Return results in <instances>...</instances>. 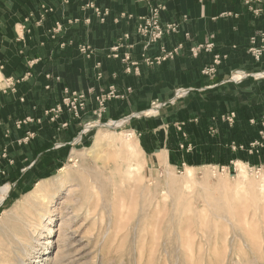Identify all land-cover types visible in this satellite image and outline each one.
<instances>
[{
	"label": "crops",
	"instance_id": "obj_1",
	"mask_svg": "<svg viewBox=\"0 0 264 264\" xmlns=\"http://www.w3.org/2000/svg\"><path fill=\"white\" fill-rule=\"evenodd\" d=\"M158 4L162 27L175 24L179 30H166L160 42L148 45L138 26ZM42 5L50 11L44 18L37 12ZM91 6L110 12L105 22ZM263 33L264 13L256 17L242 0H0V63L5 79L16 82V91L0 89V153L6 149L9 156L5 181L20 186L55 169L70 147L85 142L86 124L98 127L121 117L155 163L170 162L172 151L182 150L179 132L173 148L167 146L168 130L175 133L182 124L191 137L186 144L194 148L182 150L188 157H199L203 149L211 160L226 155L219 139L201 140L202 127L208 116L216 122L219 112L264 108V57L257 62L249 53L250 38ZM208 43L214 48L193 54ZM84 45L90 54L82 53ZM162 46L178 51L158 63ZM216 56L222 62L217 72L204 75ZM111 86L122 97L108 101L98 117L95 98ZM66 87L87 95L79 119L68 111L57 118L46 114L61 103ZM184 88L188 94L179 101Z\"/></svg>",
	"mask_w": 264,
	"mask_h": 264
},
{
	"label": "rangeland",
	"instance_id": "obj_2",
	"mask_svg": "<svg viewBox=\"0 0 264 264\" xmlns=\"http://www.w3.org/2000/svg\"><path fill=\"white\" fill-rule=\"evenodd\" d=\"M45 11L44 5L37 10L42 18L50 12ZM0 71V89L7 88L1 63ZM182 92L179 101L186 99ZM125 120L112 121H124L118 128L89 127L64 164L20 186L5 181L4 167L0 190L10 187V196L0 204V242L19 216L34 232L35 249L26 264H264L263 135L241 151L231 148L237 154L232 161L229 151L219 156L220 165L204 149L196 158L174 149L170 162L155 163ZM202 129L207 142L214 134ZM110 131L121 134L93 149L98 135ZM176 132L182 131L168 130V149ZM122 137L138 141L143 166L128 160ZM38 184L47 199L20 205Z\"/></svg>",
	"mask_w": 264,
	"mask_h": 264
},
{
	"label": "built area",
	"instance_id": "obj_3",
	"mask_svg": "<svg viewBox=\"0 0 264 264\" xmlns=\"http://www.w3.org/2000/svg\"><path fill=\"white\" fill-rule=\"evenodd\" d=\"M67 1V0H66ZM140 2L146 3L149 2L150 0H138ZM244 5H246V7L248 9H250V11L256 16H260L264 13V6L262 4L261 0H242ZM254 5H256L257 7H254ZM91 8H93L94 13H96V15L98 17H100L101 22H105L106 18L110 15V12L107 9H100L97 8L95 6H91ZM163 10V4H158L155 5L152 8V12L151 15H149L148 17H146L145 21L143 24L138 26V33L144 37L146 39V41H148V45H153V44H157L158 42H160L162 40V38L165 36V31L168 30H173V31H177L179 30L178 26L175 24H170L168 26H166L165 28L162 27L161 25V13ZM87 22H89V20H86ZM75 22H78V20H76ZM61 28V27H58ZM125 39L129 40L130 36L129 34L125 35ZM250 44H252V47L249 49V53L253 56V58L255 59V61L259 62V60L262 59V57H264V33L261 34V36H252L250 38ZM81 51L82 53H86V54H90L91 48L89 46L84 45L83 47H81ZM205 49V50H211L214 48L213 43H208L206 44V47L204 46H200V48H195L192 49V52L194 55L198 54V51H200L201 49ZM118 51V49L116 50ZM178 49H173L171 51L167 50V48L165 46L161 47V52L162 55L159 56L158 58H155L156 62L160 63V62H164L166 60H171L175 57L176 53H177ZM125 61L129 60V55L127 54L125 56ZM214 62V66L212 67H206V69L203 71L204 75H213L217 72V66L221 65V57L220 56H216L213 60ZM102 74H99V77L101 78ZM51 75L48 74V76H46V79H50ZM59 80V79H57ZM8 87L6 88V90H12V91H16V82L15 80L12 79H8L7 81ZM50 88V87H49ZM48 88V89H49ZM188 94V91H183L180 96H185ZM63 99L61 100V103H59L58 105L50 108L46 114L49 116H51L52 118H57L59 115L63 114L64 112L68 111L74 118L79 119L82 112H84V110L86 109L87 106V95L86 93H81V92H77V91H73L71 90L69 87H66V89H64L63 91ZM121 94L118 93L116 86H111L109 88V91L107 93H103L100 96H97L95 98V101L98 103L99 108H98V113H96L98 115V117H101L102 112L105 110L106 108V104L108 103V101H110L111 99H119L121 98ZM236 119V115L234 113H231L230 115H227L224 117V121L227 122L230 126H232L235 122ZM126 122H128L129 120L126 119ZM28 121H18L17 125L21 126L23 124H26ZM110 123V122H109ZM108 123V124H109ZM115 123V122H113ZM252 123H254V121H252ZM263 125H264V121H263ZM102 126H107V124H103L99 125L98 127H102ZM92 127L95 128V125L92 124H86L85 128L83 130V133L85 134L86 131H88V128ZM182 125H179L177 127L178 131H182ZM211 133L214 134V130L212 128H210ZM261 134L264 137V132H261ZM28 137L25 140H28ZM184 137H186V134H184ZM255 145H259V143H255L252 144V146ZM233 150H237V146L235 144H231L230 146ZM180 148L182 150L186 151H190L192 149V145H188L187 147L184 144L180 145ZM240 150H243L242 147L239 148ZM8 156H7V150L4 149L1 153H0V175L5 176V168L3 166V162L4 160H7ZM11 164H13L11 162Z\"/></svg>",
	"mask_w": 264,
	"mask_h": 264
},
{
	"label": "bare ground",
	"instance_id": "obj_4",
	"mask_svg": "<svg viewBox=\"0 0 264 264\" xmlns=\"http://www.w3.org/2000/svg\"><path fill=\"white\" fill-rule=\"evenodd\" d=\"M0 76L3 77V74L1 73V71H0ZM123 124L124 122L122 121L120 123L110 122L107 125V127L118 128L122 126ZM120 134L113 133L111 131L110 133L109 132H106L103 134L101 133L96 138L95 143L92 146V148L95 149V148H103V146H109V141L116 137H119ZM121 139L124 140V143H122L123 147L130 154V157L128 158V160L132 163H136L137 165L143 166L145 163H144V156L142 153L144 152H142V149L138 141L137 140L126 141L124 137H122ZM92 148L89 149V152H93V150H91ZM238 164H241V163H238ZM167 166L171 167L169 164H167ZM186 169H187L188 175H192V168L186 167ZM42 187H43L42 184H38L35 188L34 193L29 196L24 197L21 201H19V204L24 205L27 202H30L33 198L35 200L45 201L49 193H47L46 190H43ZM9 188L10 187L8 186H4L1 188L0 203L4 202L6 198L8 197V195L10 196ZM59 189L60 188H58L57 191H59ZM32 229H33V226H31L30 221L23 220L22 218H19V216L15 218V222L13 223V229L9 228L10 234L9 235L4 234L5 238L3 242H0V264H26V261H24V259L30 258V256L34 253V249H35L33 238H32V234L34 232Z\"/></svg>",
	"mask_w": 264,
	"mask_h": 264
},
{
	"label": "trees",
	"instance_id": "obj_5",
	"mask_svg": "<svg viewBox=\"0 0 264 264\" xmlns=\"http://www.w3.org/2000/svg\"><path fill=\"white\" fill-rule=\"evenodd\" d=\"M263 109L264 108H256L252 111L249 106L244 105L235 110L231 109L227 111L225 115H230L231 113L236 115L235 122L232 126L222 120V117L225 115L219 112L217 114L218 117L216 116V122H212L208 116L205 119V124L203 126H206L207 128L210 127L214 130V135H212V138L219 139L222 146L230 152L232 158L237 154L231 150V144H235L237 146V150L241 151L239 149L240 147H247L250 143L261 139L260 129L262 127V120L260 121L259 116L264 112ZM252 121H254V123H252ZM179 134L181 139L185 141L183 144L187 147L189 144H186L188 143L186 141L191 137L189 136L188 132L184 130V126L182 127V132H179ZM184 134H187V139L184 138ZM262 151L264 155V147ZM218 158L219 157L217 155L212 159V161H215V164L218 163L217 165H220ZM232 160H234V158H232L231 161Z\"/></svg>",
	"mask_w": 264,
	"mask_h": 264
},
{
	"label": "water",
	"instance_id": "obj_6",
	"mask_svg": "<svg viewBox=\"0 0 264 264\" xmlns=\"http://www.w3.org/2000/svg\"><path fill=\"white\" fill-rule=\"evenodd\" d=\"M1 204V203H0Z\"/></svg>",
	"mask_w": 264,
	"mask_h": 264
}]
</instances>
